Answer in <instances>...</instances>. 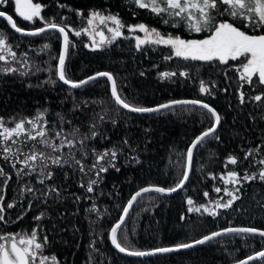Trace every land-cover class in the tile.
<instances>
[{
	"label": "trees",
	"instance_id": "trees-1",
	"mask_svg": "<svg viewBox=\"0 0 264 264\" xmlns=\"http://www.w3.org/2000/svg\"><path fill=\"white\" fill-rule=\"evenodd\" d=\"M33 2L41 3L43 17L56 22L64 17L65 23L74 29L87 27L88 15L97 11L117 15L125 25L144 23L161 33L179 35L184 39H201L206 35L189 33L183 25L180 28L165 25L160 17L146 9L134 7L129 0ZM59 5L66 7L61 8ZM0 11L11 15L22 29L31 30L43 26L39 19L28 22L17 17L11 0L6 5H0ZM76 11L82 12L83 18ZM0 33L8 37L18 55L28 52L30 64L34 62L44 69L48 67V63L56 66L57 61L50 60V57L60 52L58 34L19 37L11 33L6 22L1 19ZM123 33L111 45L93 49L85 32L81 31L79 37L69 32V39L74 47H70L66 59L68 77L80 81L97 72H110L116 78L119 91L131 104L154 107L173 100H202L210 104L221 117L215 133L219 136V141L206 138L202 145L194 149L192 170L184 188L172 196L145 193L133 205L126 218L129 246L137 250L152 251L191 242L227 227H255L264 230V182L259 180L244 183L237 193L240 199L233 204L232 209L218 210L219 215L215 218L197 212L189 213V205L186 203L187 198L191 197L197 205H207L209 200L215 198L214 188L220 185L219 177L230 169L239 171L241 175L244 169L250 172L258 170L259 165L250 168L248 161L225 168V161L229 154L242 159L244 152L241 149L256 145H262L261 152L264 154V100H249V96L259 94L264 86H259L252 92L244 84L242 91L247 95L242 104L237 84L239 76L235 69L199 62H190L189 66L180 59L165 61L164 57L170 51L168 47L145 44L138 51L134 37L143 38L144 33L129 32L127 28L123 29ZM44 43L51 45L48 52L38 54V51H33L39 50ZM17 44L19 47H15ZM86 44L90 46L85 47ZM229 64H238V61H229ZM13 66L26 71L20 65ZM185 70L189 72L190 78L179 75L161 78L159 75L164 71L179 73ZM141 72L144 73L143 76ZM49 75L48 71L36 72L34 75L0 74V117H31L38 110L47 108L46 118L49 121H56L57 113L72 121V124L64 125L66 129L77 126L82 133H87L89 125L95 123V130L99 135L89 142V149L94 147L101 152L113 147L120 149L116 159V167L120 170L109 168L106 173H101L98 185L93 186L94 192L86 193L78 186L79 173H74L71 168L53 167L55 175L46 183L58 186L63 199L49 198L45 204L42 200H33L32 194L21 195V187L26 184L34 189L44 188V185L36 182L35 176L17 180L12 169L0 161V165L12 174L4 203L14 202L17 205L7 210L6 219H14L29 201L33 203L32 211L19 223L0 226L4 231L31 230L35 223L40 224L50 242L44 250L45 255L56 256L57 264H90V256L93 258L91 264H234L235 261L246 258L249 253L262 250L264 240L258 236L228 234L218 237L219 243L209 242L180 254L132 260L116 253L108 242V230L120 216L121 207L126 205L132 194L143 187L172 186L178 172L183 169V154L187 147L213 121L207 118L206 110L193 106H178L173 111L165 110L146 116L130 115L113 103L104 79H97L82 88L71 90V94L59 82L54 87H37ZM201 79L208 82L206 87L211 88L215 84L211 89L213 95L199 92ZM74 103L79 105V110H72ZM100 116L104 119L100 120ZM146 129L150 131H145ZM125 139L128 140L127 145L123 143ZM133 157L140 162L137 163ZM65 171L68 172L67 179L63 174ZM213 176L216 178L213 179ZM84 182L87 183V178ZM204 191L209 192L207 200L203 196ZM76 196L81 199L77 201ZM89 196L91 199L87 198ZM93 202L101 214L100 218L97 213L88 211ZM236 208L239 211H233ZM41 211L45 213V217L41 221H33L32 217ZM182 216L184 219H181ZM38 235L42 239V235ZM92 241H96L95 249L99 251L90 247Z\"/></svg>",
	"mask_w": 264,
	"mask_h": 264
},
{
	"label": "snow or ice",
	"instance_id": "snow-or-ice-1",
	"mask_svg": "<svg viewBox=\"0 0 264 264\" xmlns=\"http://www.w3.org/2000/svg\"><path fill=\"white\" fill-rule=\"evenodd\" d=\"M8 0H0V5H6ZM134 7L146 9L151 14L160 17L161 22L170 25L172 28H180L182 25L189 33H206L201 39H184L179 35L164 34L155 28H151L144 23L138 25H125L117 15L104 14L93 11L87 18V25H93L98 20L103 24L110 33L106 36L103 30L96 31L93 29L91 33L93 49L103 46L105 43L111 45L117 38L124 35L123 29L127 28L129 32L144 33L143 38L135 36V47L139 51L141 45L165 46L170 49L169 54L164 57L165 61L180 59L190 66V62L207 63L209 65H225L228 68L235 69L238 72L239 79L237 81L239 91V100L243 104L247 93L242 91L244 84L255 92L257 87L264 86V0H129ZM61 8L65 5H59ZM42 5L33 0H15V13L24 21L34 22L39 19L43 26L31 30H25L19 27L13 17L4 11H0V17L7 22L8 25L21 36L36 37L42 34L52 35L59 33L62 37V50L56 56H51L50 60H56L55 67L48 63L46 69L40 68L38 64L29 63L28 52L18 55L13 50V45L9 43L8 37L0 33V74L19 73L20 75L35 74L36 72L48 71L49 78L43 81L37 87L49 85L54 87L57 82L67 85L69 92L71 90L82 88L99 78H106V83L110 84L111 100L119 108L129 113H162L165 110L173 111L178 106L191 105L194 108L206 110L207 118L213 122L205 128L198 136L194 137L186 152L183 154L185 163L182 171L178 172L176 182L167 188L162 186L143 187L130 196L125 206L121 207V214L116 222L111 225L108 230L109 240L112 246L127 256L144 257L154 255L156 253H169L179 251L181 249H191L197 245H204L209 242L219 243L218 237L228 234L241 235L250 234L258 236L264 240V230L255 227H227L222 230L213 231L203 235L191 242H185L175 247H160L152 251H143L133 249L129 246L128 235L126 231V218L129 217L130 210L133 205L138 202V198H142L145 193L155 192L165 195L177 192L184 188L185 183L189 180V174L192 170V162L194 149L198 145H202L206 138L219 141V136L215 135L216 129L220 124L221 117L217 111L208 103L202 100H173L167 103L159 104L155 107H147L142 105L131 104L122 92L119 91L117 81L110 72H97L83 80L74 81L67 75L66 59L69 55L70 47H74L69 39V32L79 37L81 31L88 33L87 27L83 29H74L65 23L66 18L61 17L60 22L54 19H48L41 15ZM76 14L83 18V13L76 11ZM227 17V18H225ZM110 22V23H109ZM246 29V30H245ZM99 35V44L95 40V36ZM127 38V37H125ZM90 45H85L89 47ZM19 47V44L15 45ZM51 49L49 43H44L38 51L46 53ZM229 61L239 62L238 64H229ZM20 65L26 71L13 65ZM143 76L144 73L141 72ZM161 78H172L177 75L190 78L187 70L164 71L160 74ZM227 76V72H225ZM54 77V78H53ZM243 81L244 83H240ZM208 82L201 79L199 81V92L201 94L213 95L212 88L206 87ZM32 87V85H28ZM227 91V89H224ZM75 101V97H73ZM249 100L260 102L264 100V89L259 94L249 96ZM97 101H93L96 103ZM87 103V102H85ZM73 111L79 110V105L73 104ZM191 111V109H187ZM48 109L38 110L34 116L10 117L5 119L0 117V161L7 164L15 173L17 180L28 176H35L36 182L44 185L43 189H34L30 184L21 187V195L25 193L32 194L33 200L48 203L49 198L54 200L63 199L61 189L55 184H48L47 181L53 179L55 172L53 167L65 169L71 168L74 173H79L78 186L83 188L86 193L94 192V185H98L101 173H106L109 168L120 169L116 167V159L120 153V149L113 147L105 149L102 152L94 147L89 149L88 144L94 140L99 133L95 130L96 124L89 125L87 133H82L77 126L66 129L65 124H72V121L66 120L61 114L57 113L56 121H49L46 117ZM104 117L100 116V120ZM113 123L115 121L113 120ZM145 131H150L146 129ZM125 145L128 140L123 141ZM262 145H256L248 149H241L244 152L243 158L229 154L225 161V168L228 165H237L238 162L243 164L249 162V167L254 168L260 166L256 172H250L248 169L243 170V174L235 169L227 171L226 176L221 175L219 178L225 185L231 184L233 187L214 188L215 193L224 192L225 196L230 197L224 200L220 197L216 200H209L214 207H208L206 204L197 205L191 198H187L186 203L189 205L187 211L189 213L197 212L207 214L215 218L219 215V209H232L233 204L240 199L237 193L244 183H251L255 180L264 182V154L261 152ZM79 153V155H77ZM251 157V160L249 158ZM137 163L140 161L133 157ZM89 161V163H86ZM19 165V167H18ZM65 179L68 178V172L64 173ZM95 177V178H93ZM85 178L87 183L85 184ZM213 179L216 177L213 176ZM12 180V174L0 165V226H7L11 223H19L23 220L28 212L32 211L33 203L29 201L26 208H23L19 215L14 219H6L7 210L13 209L17 205L9 202L5 205L6 190L9 182ZM39 192L37 196L36 193ZM75 195V194H73ZM203 196L207 200L209 192L204 191ZM91 199V197H87ZM80 196H76L79 201ZM223 200V203L221 202ZM203 209V211H202ZM89 212L101 214L96 208L95 203L88 209ZM239 211V208L233 209ZM45 217V213L41 211L38 215L32 217L33 221H41ZM181 219H184L182 216ZM95 223V221H93ZM40 233L42 239L40 238ZM47 234L40 224L35 223L31 230L21 229L15 232H6L0 227V264H57V257L45 255V248L49 245ZM96 241L90 243V247L94 251ZM93 258L90 256L89 261ZM235 264H264V245L262 250H256L249 253L246 258L235 261Z\"/></svg>",
	"mask_w": 264,
	"mask_h": 264
},
{
	"label": "water",
	"instance_id": "water-1",
	"mask_svg": "<svg viewBox=\"0 0 264 264\" xmlns=\"http://www.w3.org/2000/svg\"><path fill=\"white\" fill-rule=\"evenodd\" d=\"M0 19L3 20L2 17H0ZM3 21H4V20H3ZM5 22H6V21H5ZM6 24H7V22H6ZM7 25H8V24H7ZM8 28H9L10 32L13 33V34L16 35V36L29 38V37H26V36H21L19 33H15V31L11 28L10 25H8ZM56 34L59 35V33H56ZM62 46H63V45H62V37H60V51L62 50ZM99 79H104V80L106 81V78H99ZM59 83H60L61 85H63L62 82H59ZM63 86L66 87V88H68L67 85H63ZM107 86H108V91H109V95H110V84L107 83ZM68 89H69V88H68ZM110 98H111V97H110ZM113 103H114V102H113ZM116 106H117V105H116ZM188 106H191V105H188ZM117 107H118V106H117ZM154 107H155V106H154ZM118 108H119V107H118ZM120 109H121V108H120ZM121 110H123L124 112H126V113H128V114H130V115H134V116H146V115L154 114V113H144V114H139V113H129V112H127V111L124 110V109H121ZM185 184H186V183H185ZM181 190H182V189H181ZM181 190H178L177 192H174V193H171V194H165V195H166V196H172V195H175V194L179 193ZM248 235H250V234H248ZM108 237H109V233H108ZM108 242H109L111 248H112L114 251H116V253H118V254L121 255L122 257H125V258H128V259H132V260H141V259H145V258L153 257V256H167V255H172V254L185 253V252L191 251V250L196 249V248H198L199 246H201V245H197L196 247L191 248V249H181V250H179V251H173V252H169V253H156V254H154V255H150V256L135 257V256H127V255H125V254L120 253L119 251H117V250L112 246V244H111L109 238H108ZM234 264H235V263H234Z\"/></svg>",
	"mask_w": 264,
	"mask_h": 264
},
{
	"label": "rangeland",
	"instance_id": "rangeland-1",
	"mask_svg": "<svg viewBox=\"0 0 264 264\" xmlns=\"http://www.w3.org/2000/svg\"><path fill=\"white\" fill-rule=\"evenodd\" d=\"M11 1H12V3H13V11H14V14L16 15V13H15V0H11ZM89 15H90V14H89ZM89 15H88V17H89ZM16 16H17V15H16ZM17 17H19V16H17ZM19 18L22 19L21 17H19ZM109 23H110V22H109ZM87 28L89 29V32L86 33V34H87L88 40L90 41L91 44H92L91 33H92L93 29H95L96 31L103 30L106 36H110V35H111L110 33L107 32V29L105 28V26H104L103 24H100V22H99L98 20L94 21L93 25H91V26L87 25ZM94 38H95V40L97 41V43L99 44V41H100V37H99V35H96ZM106 45H107V43H105L103 46L96 47V49L101 48V47H104V46H106ZM238 63H239V62H238ZM237 73H238V72H237ZM223 175L226 176V173L223 174ZM219 182H220L219 187H221L222 189L225 188V187H227V188H229V189H232V187H233L231 184H229V185H225V184L223 183V181H222L220 178H219ZM214 195H215V198L213 199V201L216 200V199H219L220 197H223L224 200H227V199L230 198V197H228V196H225L223 191H221V193H219V194L215 193V191H214ZM221 202L223 203V200H222ZM207 206H208V207H214V205H213V204H210V203H207ZM219 210H221V209H219ZM202 211H203V209H202ZM217 211H218V210H217ZM205 214H206V213H205Z\"/></svg>",
	"mask_w": 264,
	"mask_h": 264
}]
</instances>
